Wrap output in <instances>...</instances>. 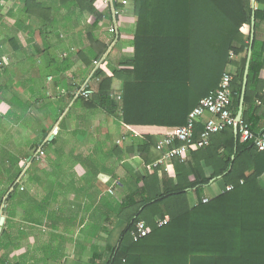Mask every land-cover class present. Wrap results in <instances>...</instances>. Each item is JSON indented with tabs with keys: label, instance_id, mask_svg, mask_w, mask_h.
Listing matches in <instances>:
<instances>
[{
	"label": "trees",
	"instance_id": "obj_1",
	"mask_svg": "<svg viewBox=\"0 0 264 264\" xmlns=\"http://www.w3.org/2000/svg\"><path fill=\"white\" fill-rule=\"evenodd\" d=\"M52 2L23 0V13L43 26L40 36L53 37L48 48L61 41L60 32L66 35L78 28L72 15L82 24V18H87L86 28L66 38L71 42L69 47L77 48L73 55L80 62L70 75L79 79L89 73V81L96 85L94 92L85 86L90 92L87 98L73 100L72 94L80 87L72 84L73 93L67 96L73 102L68 105V115L72 110L75 113L67 122L78 131V122L90 119L93 133L98 134L105 123L103 134L108 140L119 127L120 136L126 137L129 145H116L111 151L129 161L135 156L142 161L141 166L128 163L131 170L126 176L135 188L117 202L114 210L115 219L125 222L118 245L106 248L110 253L103 262L94 251L90 264H264V191L258 185L264 172V151H257L254 144L241 143L234 129L226 127L211 135L207 147L191 150L183 162L168 159L172 176L162 166L151 171L146 168L162 157V152L155 149L157 139L171 128L184 125L188 114L217 89L226 73L233 77L231 115L236 117L241 111L242 123L254 135L259 134L253 100L264 87L260 78L264 40L257 38L264 10L253 12L247 0H131L135 23L129 43L133 50L130 56L115 61L122 41L118 23L126 0H114L116 35L109 32L112 12L102 0H58L64 8L77 10V14L68 11L64 18L52 12ZM258 2L264 4V0ZM100 23L109 25L110 37L98 32ZM6 35L14 44V38ZM82 36H86L87 44ZM62 60L65 65L69 58ZM57 70L60 73L63 67ZM246 71V91L241 98ZM114 80L119 81V90L113 89ZM57 112L55 122L65 111L61 108ZM207 119L204 116L195 126L196 139ZM95 123L99 124L97 128ZM63 126L61 121L57 134ZM48 143L45 141L42 147L44 154ZM213 181L220 183L222 192L207 197L205 188ZM16 186L12 184V190L1 196L2 204L18 197ZM202 197L208 202L201 203ZM192 198H196L194 206ZM164 215H168L169 223L157 228L156 221ZM138 221H144L151 233L135 242L131 232ZM4 236L2 229L0 249ZM97 260L99 263H95Z\"/></svg>",
	"mask_w": 264,
	"mask_h": 264
},
{
	"label": "crops",
	"instance_id": "obj_2",
	"mask_svg": "<svg viewBox=\"0 0 264 264\" xmlns=\"http://www.w3.org/2000/svg\"><path fill=\"white\" fill-rule=\"evenodd\" d=\"M38 1L42 2L43 0ZM57 1L50 0L52 8ZM130 1L126 0L125 7L120 13L118 26L122 41L119 43L120 51L114 54L115 61L130 56L133 50L129 42L133 34L135 17L131 11ZM43 2L47 3L48 0ZM256 3H259L258 0ZM249 4L253 12L257 11L256 8L252 9L250 2ZM59 5L63 7L61 4ZM34 22H37L34 29L39 28L41 31L43 26H40L38 20L33 17L28 18L23 13V0H0V33L4 30L8 32V36L13 34L16 37L14 44L7 43L10 44L13 51L8 57L4 54L3 47L4 41L7 42L5 37L7 35L4 34V38L0 37V130L4 129V126L11 128L9 132L11 136L6 139L10 142L5 145L8 149L13 147L11 130L18 129L21 122L16 118L7 120L13 111L18 110L16 108L17 101L21 105L30 94L36 95L38 98L34 99L35 103L31 110H35L38 114L43 109L39 102L40 91L38 88L42 83L38 74L40 70L35 65H30L29 59L32 58L33 61L40 59L49 49L51 52L53 49L57 51L56 54L52 53L53 55L50 53L49 57L54 55L60 57V54L64 53L61 46L62 41L57 40L56 43L52 41L53 45L48 48L51 38L40 36V33L38 37H35L33 31L28 35L23 34L22 30L29 29L28 25L35 24ZM102 28L107 29L108 25L107 27L103 25ZM242 31H247V28L242 27ZM99 33L108 35L107 30L105 33L100 30ZM257 38L264 40V23L257 32ZM40 41L44 48L38 47ZM27 48L34 49L28 51ZM66 63L68 65L66 70L71 74L69 71L71 60L69 59ZM28 64L30 67L26 66ZM64 73L61 74V80L57 78L56 89L59 87L61 90L58 93V98L53 100L65 101L63 97L73 93L71 75L68 76ZM89 75V73L84 74L76 80L73 78L75 80L73 85L81 87L86 84L91 92H94L96 85L89 81ZM25 78L30 79L29 90L24 89L23 79ZM260 78L264 83V70ZM48 79L52 81L51 76ZM120 87L119 81L114 80L113 89L119 90ZM41 89L42 92L51 93V96L52 93L55 94L52 91L54 85L48 87V83H46L44 87L41 86ZM15 94L18 96L15 97ZM67 104L70 106L69 103ZM253 104L258 110L256 113L258 133H264V87L259 96L254 98ZM240 114L241 111L238 115ZM78 124L80 128L77 131L71 129L69 122L65 123L60 134H57L56 131L59 125L58 121L46 130V133L43 132L44 125L37 129V134L40 136L35 145L45 140L49 142L47 146H50L51 150L47 151L45 148L44 157L36 163H33L34 160L29 155L32 150L31 148L29 151V148L33 143L26 147L28 153L15 152L14 163L16 165L7 163L4 153L6 148L0 149V170L7 168L10 170L9 174L16 175L12 184L18 181L15 189L18 191V197L12 201L3 202L4 211L0 215L4 218L0 231L5 230L4 239H1L3 247L0 249V264H90L91 255L94 251H99L94 245L95 240L108 236L120 238L125 222L115 219L114 210L117 208V202L135 188L131 179L126 176L131 170L130 164L141 166L142 161L138 156L129 161L127 157L116 155L111 151V148L116 145H122L123 148L129 145V140L120 136L122 132L119 127L117 130L115 129L117 132L108 140L103 134L106 132L105 123L100 128L101 134L93 133L94 126L90 119H83ZM96 125L95 128L99 126V124ZM52 140H55L54 143H50ZM129 162L131 163L128 164ZM166 164L168 171H165L164 166L160 167L172 176L171 166ZM146 168L149 171L153 169L148 166ZM2 173L0 172V174ZM3 180L8 184L9 179L6 176ZM11 185L4 187L5 185L1 184L0 189L7 192ZM258 185L264 191V172L258 178ZM221 192L220 183L213 181L205 188L204 195L213 197ZM4 197L6 198V195ZM12 206L13 210H11ZM119 225L124 226L119 229ZM98 253L100 254V252ZM109 253L110 251L105 249L100 254L102 262L109 256ZM97 262L99 263L98 260L95 261V263Z\"/></svg>",
	"mask_w": 264,
	"mask_h": 264
},
{
	"label": "rangeland",
	"instance_id": "obj_3",
	"mask_svg": "<svg viewBox=\"0 0 264 264\" xmlns=\"http://www.w3.org/2000/svg\"><path fill=\"white\" fill-rule=\"evenodd\" d=\"M43 1H47V0H43ZM48 2H50V0H48ZM52 10H53V13L55 15L59 14L62 18L67 16L68 11H70V10L74 11L75 14H77V10H75L72 7L70 8V10L67 9V7L66 8L61 7L59 5L58 1L56 2V5L53 7ZM56 12H57V14H56ZM72 16L74 18V20H73V18H72V20L77 22V23H79V25L77 26L78 27L77 29H73L71 31H68L66 33V35L64 33L60 32L61 33L60 34V38H61V41H62L61 42V46L63 47L64 53L60 54V57H58L57 55L56 56L54 55L53 57H49L50 53L51 54L52 53L53 54L57 53L56 49H53L52 52L49 49L48 51L45 52L44 56H42L40 59H36L35 61H33L32 58L29 59V64L32 65V66L35 65L36 68H39V70H40V71H38L39 72L38 74L41 77L40 79L42 80V83H41V85L39 86L38 89L40 91V96H39L40 100H39V102H41V105H42L43 109L38 114L36 113L35 110H31L32 105L35 103L34 99L38 98V96H36V95L32 96L30 94L27 97V99H25L22 102L21 105L17 101L16 108L18 110L17 111H13L12 115H9L8 118H7L8 121H9V118L10 119H14V120H15V118L18 119V120H21L20 124L18 125V129L11 130L12 136H13V140H12L13 147L11 149H8L5 146L8 142H10V141H7L6 139L10 138V136H11V134H9L11 128L8 127V126H4V129L0 130V149H3V147L6 148L4 153L6 155L5 161L7 163H10L12 165H16V163H14L15 156H16L15 152H19L20 154H26L32 148V150L30 151L29 155H31V156L33 155L35 143H36L38 137L40 136V134H37V129H39L42 125H44V129L48 130L54 124V122L56 121V119L58 117V114H59V112H57L58 109L62 108L65 111L63 113V115L58 119V123H60L62 121V124L67 123V121L69 120L70 114L73 112V110H72L70 112V114L68 115V112L70 111V109H69L70 107H68V104H67L66 101H68V103L70 105L73 103L71 100L67 99V96H69L70 94L69 95H65L63 97L65 99V101L53 100L55 98H58V93L61 90L59 87L56 89L57 78H59V80H61L60 78H61V74H63V72H65L64 74L70 76V74L68 73V70H66V69H68L67 68L68 65H67V63L64 65V62H63V60L61 58L64 57L66 59L69 58L71 60L72 65L69 66V68H70L69 71L70 72H72L75 69H78V67L80 66V62L78 61L76 56L73 55V52L77 51V48L76 47L75 48L69 47L71 45L70 44L71 42H68L66 38L70 37L72 34H77L80 29H84V28H82L83 26L86 28L87 25L85 24V21L87 20V18L85 17L86 20L82 18V20L84 21V23L82 24L81 23L82 21H81L80 18H78L75 15H72ZM34 23L35 24H31V25L29 24L30 26L28 25V27H30L29 29L22 30L23 34L28 35L31 31H33V33H35V37H38L39 33H40V29L39 28L38 29H34V27L37 26L36 25L37 22H34ZM101 25H102V23L99 24L98 31L100 32V30H102L103 33H105L106 30H107V32H108V28L107 29L106 28H102L103 25L102 26ZM108 27H109V25H108ZM104 29H106V30H104ZM4 34L6 35V34H8V32H6L4 30L1 31L0 37L4 38V36H5ZM11 36L13 38H16L15 35L13 36V34ZM51 38H53V37H51ZM82 38H83V42L85 44H87L88 40L86 39V36H84V37L82 36ZM7 43H9V42L8 41L7 42L4 41V45H3V47L5 49L4 54L6 55V57H8L11 54V52H13L12 49H11L10 44L8 45ZM38 47L44 48V46L41 43V41L39 42V46ZM33 49L34 48H31V49L27 48L28 51L29 50L33 51ZM23 50H25V49H23ZM27 54H29V53H27ZM30 54H32V53H30ZM5 63L8 64L7 62H5ZM29 64L26 65V66L30 67ZM42 64H44V65L41 66ZM60 66H61V68L63 67V70H61L62 72L58 73L57 69ZM42 67H44V68H42ZM49 76H51V80L52 81H49V79H48ZM89 76H91V75H89ZM23 80H24L23 81L24 89L26 88V89L29 90L28 84H29L30 79L29 78H25ZM75 80H73V78L71 77L72 84L75 83ZM46 83H48V87H51L52 85H54V89L52 90L55 93L54 95L52 93V96H51V93H47L46 91L42 92L41 86L44 87ZM83 85L81 87H83ZM12 92H14V90H12ZM72 95H74V94H72ZM17 96H18V94H15V97H17ZM51 97H52V100H51ZM76 105H77L76 103L73 105V107H75V109L77 107ZM14 106H15V104H14ZM73 113H75V111ZM35 116H37V117H35ZM115 128L117 130V126ZM30 144H32V147L30 146L29 151L27 152L26 147H28ZM46 150L50 151L51 150L50 146H47ZM37 161H39V160H34L33 163H36ZM1 168H2V166H1ZM9 171L10 170L7 169V168L0 170V172H3L2 174H0V185L3 184V185H5L4 187H9L8 185H11L12 182L14 181L15 177H16L15 174L14 175L9 174L8 173ZM4 173H6V174H4ZM4 176H6V178L9 179L8 184H7V182H4V180H3ZM5 192H6L5 190L0 189V200H1V196L4 195ZM108 226H110V224H108ZM123 226L124 225H119L118 227L120 229V227H123ZM119 234H120V231L117 233V235L119 236ZM118 241H119V237H112V236L109 237L108 236L106 238H101V239L95 240L94 241L95 242L94 245L99 250L97 252H100V254H102L107 246H109L110 248L116 247Z\"/></svg>",
	"mask_w": 264,
	"mask_h": 264
},
{
	"label": "built area",
	"instance_id": "obj_4",
	"mask_svg": "<svg viewBox=\"0 0 264 264\" xmlns=\"http://www.w3.org/2000/svg\"><path fill=\"white\" fill-rule=\"evenodd\" d=\"M109 5L112 12V25L109 28V32L117 34V23L115 21L116 11L114 9V0H102ZM251 3L253 10L256 8V0H247ZM99 63H95L97 66ZM233 77L230 74H224L220 80L217 89L208 96L202 98L198 105L188 114L186 123L181 126L173 127L165 135L160 136L156 143L155 149L162 152V157L149 165L148 167L154 168L156 166H164L165 171H168V165L166 164L168 159L176 158L180 162L187 159V154L193 149H200L207 147L210 143V137L212 134L224 130L226 127H232L237 131L239 141L241 143H251L257 148V151H264V133L254 135L246 125H244L240 119L239 122L235 120V117L231 115L230 102H231V83ZM85 85L79 88L73 93V100L78 97H88V91L85 90ZM204 116H208L207 121L204 124V129L200 133L199 138H195V126L199 124ZM136 137V135H133ZM120 143V141H117ZM45 145V141L40 142L38 148L33 153L32 158L37 159L43 157L44 153L42 147ZM167 165V166H166ZM18 185V181L14 183ZM13 187V186H12ZM12 188L9 190V192ZM226 190H231V187H227ZM193 206L196 205V198H192ZM201 203L208 202V198L202 197ZM4 205L0 207V215L2 214ZM169 223L168 215H164L163 218L156 221L157 228H162ZM151 233V229L144 223V221H138L134 225V230L131 232L133 241H139L146 238Z\"/></svg>",
	"mask_w": 264,
	"mask_h": 264
},
{
	"label": "water",
	"instance_id": "obj_5",
	"mask_svg": "<svg viewBox=\"0 0 264 264\" xmlns=\"http://www.w3.org/2000/svg\"><path fill=\"white\" fill-rule=\"evenodd\" d=\"M256 10L257 11H263L264 10V5L261 4V3H256ZM252 23H253V19H252ZM253 33H254V31H253V26H252L251 27V34H250L251 35V43H252V40H253L252 39L253 38ZM246 85H247V71L244 73V76H243V85H242V89H241V98H243L244 95H245ZM240 119H241L240 115L237 114L236 117H235V120L237 122H239ZM234 136L237 139V131L236 130H234ZM3 221H4V218L0 217V228L3 225Z\"/></svg>",
	"mask_w": 264,
	"mask_h": 264
}]
</instances>
